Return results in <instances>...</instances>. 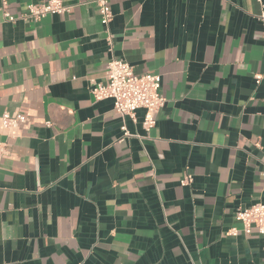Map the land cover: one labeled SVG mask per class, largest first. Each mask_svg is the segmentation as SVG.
<instances>
[{"label":"crops","instance_id":"1","mask_svg":"<svg viewBox=\"0 0 264 264\" xmlns=\"http://www.w3.org/2000/svg\"><path fill=\"white\" fill-rule=\"evenodd\" d=\"M66 4L0 1V114L27 117L0 121V264H264L235 219L264 203V0ZM114 57L159 76L153 128L93 96Z\"/></svg>","mask_w":264,"mask_h":264},{"label":"built area","instance_id":"2","mask_svg":"<svg viewBox=\"0 0 264 264\" xmlns=\"http://www.w3.org/2000/svg\"><path fill=\"white\" fill-rule=\"evenodd\" d=\"M0 1L3 18L8 22H16L19 19L38 21L51 14H64L69 11L66 0H40L28 4L27 10L22 14L15 15L9 10V0ZM96 3L101 24L108 27L113 19L110 0H96ZM260 17L264 20V9ZM256 79L260 82L261 75H257ZM160 89L161 82L157 74L136 73L129 62L114 57L107 63L106 81L96 83L92 94L97 100L111 99L114 110L123 118L135 119L137 110H144L143 124L149 130L156 125L157 114L166 102ZM0 121L5 129L14 134L21 124L27 121V117L20 113L3 112L0 114ZM123 129L126 131V126H123ZM191 179L190 175H186L181 182L189 184ZM235 219L242 224L244 233H258L264 236V203L239 208ZM239 231L237 227H232L229 234L237 236Z\"/></svg>","mask_w":264,"mask_h":264}]
</instances>
